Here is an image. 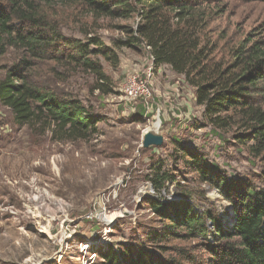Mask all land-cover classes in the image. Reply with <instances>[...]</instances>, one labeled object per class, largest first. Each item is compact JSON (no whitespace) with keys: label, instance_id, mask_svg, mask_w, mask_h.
Wrapping results in <instances>:
<instances>
[{"label":"trees","instance_id":"obj_1","mask_svg":"<svg viewBox=\"0 0 264 264\" xmlns=\"http://www.w3.org/2000/svg\"><path fill=\"white\" fill-rule=\"evenodd\" d=\"M224 1L0 0V105L16 126L48 132L59 141L95 136L101 118L58 84L84 74L93 78L94 91L112 94L99 58L116 66L117 57L97 30L100 21L133 19L132 27L114 25L124 34L114 47H146L154 67H168L193 88L202 108L200 124L194 126L209 127L206 134L223 145L234 140L250 160L264 165V35L240 44L229 61L215 60L206 28L215 13L210 7ZM69 20L73 33H66ZM171 146V153L153 163L145 177L157 196L148 205L160 223L145 239L159 255L172 257L160 259L140 247L133 255L122 252L124 264H264V171L251 179L225 175L209 162L203 146L180 139ZM169 185L178 187V199L162 196ZM203 187L216 191L230 207L223 211L227 221L215 207H196L204 199ZM176 241L191 243L171 245ZM99 254L108 264H119L114 252Z\"/></svg>","mask_w":264,"mask_h":264},{"label":"rangeland","instance_id":"obj_2","mask_svg":"<svg viewBox=\"0 0 264 264\" xmlns=\"http://www.w3.org/2000/svg\"><path fill=\"white\" fill-rule=\"evenodd\" d=\"M210 9L215 13L205 37L213 44L215 60L229 61L240 44L264 35V3L228 0ZM68 23L66 33H73ZM100 24L98 36L117 57L116 66L99 58L113 93L100 95L93 90V78L84 74L58 84L101 118L98 134L84 141H59L48 132L16 126L0 105V264H108L99 254L107 251L124 264L122 252L133 255L140 247L155 251L160 259L172 257L147 246L146 234L160 229V223L148 205L157 196L145 177L153 163L171 153L173 139L203 146L209 162L225 175L251 179L264 171L234 140L223 145L217 136L206 134L209 127L194 126L200 124L202 108L182 76L166 66L154 67L144 46L114 47L116 40H124L114 25L132 27L133 19ZM148 71L150 97L129 102L122 94L126 80ZM146 132L162 136V146L142 148ZM221 135L229 139L230 133ZM203 189L204 199L196 207H215L227 221L223 211L230 212V207L216 191ZM162 196L176 200L179 189L169 185Z\"/></svg>","mask_w":264,"mask_h":264},{"label":"built area","instance_id":"obj_3","mask_svg":"<svg viewBox=\"0 0 264 264\" xmlns=\"http://www.w3.org/2000/svg\"><path fill=\"white\" fill-rule=\"evenodd\" d=\"M151 58V57H150ZM152 62V58H151ZM150 71L143 77L132 76L129 77L123 87L122 94L129 102L136 100H146L150 97Z\"/></svg>","mask_w":264,"mask_h":264},{"label":"water","instance_id":"obj_4","mask_svg":"<svg viewBox=\"0 0 264 264\" xmlns=\"http://www.w3.org/2000/svg\"><path fill=\"white\" fill-rule=\"evenodd\" d=\"M163 144V137L151 132H146L143 136L142 148L161 147Z\"/></svg>","mask_w":264,"mask_h":264}]
</instances>
